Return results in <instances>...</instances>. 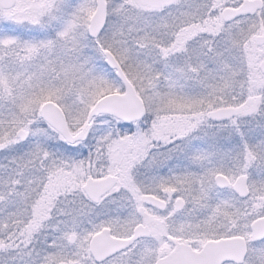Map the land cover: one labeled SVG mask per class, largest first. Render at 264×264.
Masks as SVG:
<instances>
[{
	"label": "snow or ice",
	"instance_id": "6c2138e0",
	"mask_svg": "<svg viewBox=\"0 0 264 264\" xmlns=\"http://www.w3.org/2000/svg\"><path fill=\"white\" fill-rule=\"evenodd\" d=\"M0 264H264V0H0Z\"/></svg>",
	"mask_w": 264,
	"mask_h": 264
}]
</instances>
